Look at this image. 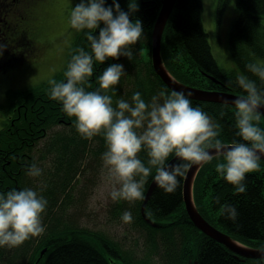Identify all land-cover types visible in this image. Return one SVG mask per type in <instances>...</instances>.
I'll return each mask as SVG.
<instances>
[{
    "label": "trees",
    "instance_id": "16d2710c",
    "mask_svg": "<svg viewBox=\"0 0 264 264\" xmlns=\"http://www.w3.org/2000/svg\"><path fill=\"white\" fill-rule=\"evenodd\" d=\"M112 2L107 0V4ZM119 2L123 9L128 10V0ZM227 2L219 0V21ZM162 3L163 0H139L140 7L131 18L142 22L144 35L132 46V61L121 56L119 60L109 58V61L97 62L93 75L86 83L89 90L98 87V76L108 63L123 62L126 71L115 86V94L110 93L114 101L120 96L130 99L137 90L145 99H150L161 87L172 91L156 73L152 63L153 28ZM236 9L238 14L229 32V50L236 68L226 69L212 52L209 34L203 25V0L176 1L163 33L162 58L177 80L198 88L239 94H245L244 90L227 84L237 74L245 73L259 82L258 77L247 70L246 64L264 58V0H237ZM76 33L69 59L78 46L90 50V42L84 33ZM24 58L27 57L23 53L20 56L14 53L4 65L1 62V69L4 67L7 70ZM65 69L59 71V77L55 79H65ZM205 72L221 83L204 75ZM47 86L48 81L10 90L7 101L0 103V191L24 186L34 188L35 177L26 175V167L33 162L40 165L52 151L71 173H77L80 165L83 168L88 157L102 161L101 154L106 148L104 137L83 138L72 123L74 117H69L63 111L61 102L48 95V90L43 88ZM191 101L221 124V139L226 143L242 140L236 135L235 106L196 99ZM140 155L147 159L145 152ZM222 160V156H216L199 169L193 185L195 204L199 212L218 229L242 244L264 248V159H260L259 168L248 174L244 193L235 192V186L217 173L215 165ZM73 178L64 185L57 184L48 192L43 191V195L49 197L43 213L45 231L19 246L0 247V264H195V261L197 264H264V259L237 256L194 225L183 199L185 177L175 193H166L156 187L146 212L157 225L146 221L142 215L144 198L137 202V223L144 231L149 253L144 262L135 263L126 256L124 258L115 249L116 246L102 243L96 234L81 230L78 225L68 224L63 219L65 209L56 211L60 192L63 194L65 191L64 194L69 196L67 186ZM151 181L150 177L144 185V196ZM217 197H220L221 204L227 201L237 205L239 217L236 222L223 214L220 204L216 202ZM154 255H160L163 261H152Z\"/></svg>",
    "mask_w": 264,
    "mask_h": 264
},
{
    "label": "clouds",
    "instance_id": "9594fccd",
    "mask_svg": "<svg viewBox=\"0 0 264 264\" xmlns=\"http://www.w3.org/2000/svg\"><path fill=\"white\" fill-rule=\"evenodd\" d=\"M139 0H128V10L119 0H79L69 11L70 26L81 31L90 42V50L78 46L73 50L65 79L48 81V95L62 104L77 132L85 139L104 137L102 165L114 178L110 197L114 202H134L144 198V185L151 177L153 183L166 193H175L194 166L203 167L216 156L223 160L215 165L217 173L237 193L247 190L248 174L260 167L264 155V127L258 123L264 112V63L246 64L252 79L245 73L229 79V86L244 90L233 99L235 127L242 140L230 144L221 139V124L200 106H194L191 93L169 92L161 87L150 99L134 91L130 99L113 98L115 87L125 73L123 62L108 63L98 76V87L89 90L86 83L93 75L97 62L132 61L133 45L144 35V27L132 15L139 9ZM97 29L99 31L97 32ZM6 47L0 43V56ZM145 152L147 159L140 153ZM174 156V160L170 157ZM175 161V162H173ZM44 169L36 162L26 167V175L40 177ZM223 214L236 222L237 205L220 203ZM47 198L36 188L24 186L0 191V247H16L45 231L43 213ZM123 222H131L130 209L121 213Z\"/></svg>",
    "mask_w": 264,
    "mask_h": 264
},
{
    "label": "rangeland",
    "instance_id": "374dc122",
    "mask_svg": "<svg viewBox=\"0 0 264 264\" xmlns=\"http://www.w3.org/2000/svg\"><path fill=\"white\" fill-rule=\"evenodd\" d=\"M78 2L79 0H39L38 3L33 0L30 8L35 7L37 3L34 10L36 19L31 21L29 35L31 39L32 35L37 39L36 50L33 56L22 59L19 64L15 66L13 64L7 70L4 67V70L1 69L0 63V103L7 101L10 90L44 84L52 78H58L59 71L67 67L70 60L69 51L77 36L76 30L68 22L69 11ZM236 2L237 0H228L219 21V0H203V25L209 34L214 56L226 69L236 68L229 50V32L238 14ZM258 62L264 63V58H260ZM49 87L50 85L43 88L48 90ZM1 119L0 111V121ZM258 123L264 127L263 114ZM55 154V151L50 152L49 156L40 163L44 171L40 177L34 178V188L43 194V191L48 192L57 184L64 185L74 177L67 186L69 196L64 194L65 191L63 194L59 191L60 200L56 202V211L65 209L66 215L63 219L68 224L78 225L79 229L96 234L102 243L116 246L115 249L119 250L124 258L126 256L135 263L144 262L149 248L135 213L136 204L140 200L114 202L111 199L110 192L115 181L103 167L102 161L88 157L83 168L80 165L77 173H71ZM46 198L48 201L49 197ZM148 203L149 201L147 205ZM53 207L54 205L52 209ZM125 209H130L132 212L131 222H123L120 218ZM152 259V261L162 260L160 255H154Z\"/></svg>",
    "mask_w": 264,
    "mask_h": 264
},
{
    "label": "water",
    "instance_id": "95a60500",
    "mask_svg": "<svg viewBox=\"0 0 264 264\" xmlns=\"http://www.w3.org/2000/svg\"><path fill=\"white\" fill-rule=\"evenodd\" d=\"M176 1L177 0H163L162 7L154 24L152 34V63L156 73L161 77V79L171 90H182L186 93H191V99L224 103L234 106L232 102L233 99L236 96L243 94L234 93L228 90H211L187 85L177 80L165 66L162 58V38L165 27L174 9ZM204 75H206L218 84L221 83L220 80L216 79L212 75L207 74L206 72L204 73ZM261 111L264 112V108H261ZM174 159L175 157H173L171 160ZM260 159H264V155H262ZM200 168L201 167L199 166H194L192 169H190L188 171L187 176L185 177L183 185V199L191 221L199 230H201L203 233L210 236L211 238L217 240L218 242L224 244L237 256H241L242 258L264 259V248H254L242 244L241 242L234 239L230 234L215 227L199 212L194 201L193 185L195 177ZM156 187L157 185L153 183V181H151L150 186L148 187V190L146 192L144 202L141 206V212L144 219L152 223L153 225L157 224L152 221V219L148 216V213L146 212V206L147 202L151 199ZM195 264H197V261H195Z\"/></svg>",
    "mask_w": 264,
    "mask_h": 264
},
{
    "label": "flooded vegetation",
    "instance_id": "af4514ba",
    "mask_svg": "<svg viewBox=\"0 0 264 264\" xmlns=\"http://www.w3.org/2000/svg\"><path fill=\"white\" fill-rule=\"evenodd\" d=\"M35 1L39 3V0ZM30 5H33V0H0V43L6 45L0 63L10 59L14 53L17 56L22 53L26 57L33 56L37 39L33 35L31 39L29 31L32 20L36 18L35 7L30 8Z\"/></svg>",
    "mask_w": 264,
    "mask_h": 264
}]
</instances>
